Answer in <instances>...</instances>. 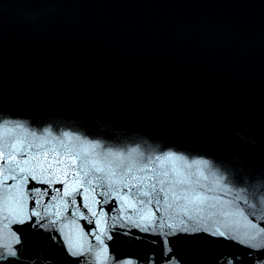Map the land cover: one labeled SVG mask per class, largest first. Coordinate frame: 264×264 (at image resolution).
<instances>
[{"label": "water", "instance_id": "95a60500", "mask_svg": "<svg viewBox=\"0 0 264 264\" xmlns=\"http://www.w3.org/2000/svg\"><path fill=\"white\" fill-rule=\"evenodd\" d=\"M4 127L14 134L9 143L43 142L60 153L61 143L77 151L81 142L99 144L96 157L135 149L137 167L168 152L188 163L209 160L230 189L215 195L248 193L253 207L240 206L264 226V0H0V147ZM48 155L62 160L49 178L75 176L80 161ZM62 187L53 183L49 195ZM100 207L119 219L118 201ZM80 224L85 232L95 227ZM16 228L21 264L86 260L69 255L49 231ZM110 234V256L169 264L160 235L119 224ZM168 239L172 264H264V249L225 238ZM87 264H98L94 254Z\"/></svg>", "mask_w": 264, "mask_h": 264}, {"label": "snow or ice", "instance_id": "6c2138e0", "mask_svg": "<svg viewBox=\"0 0 264 264\" xmlns=\"http://www.w3.org/2000/svg\"><path fill=\"white\" fill-rule=\"evenodd\" d=\"M13 135L12 129L4 127L0 147L3 160L0 164V262L21 264L18 253L24 243L18 235L21 229L14 230L13 225H28L51 232L50 238L60 243L69 255L86 256L84 264L93 259V254L98 264H134L133 259L120 260L109 255L106 241L112 239L110 230L118 224L160 235L169 264L174 258L167 255L172 251L168 238L179 234H203L235 241L250 249H264V226L253 222L254 215L249 219L252 213L246 215L240 206L253 207L246 198L248 193L241 196L237 192L232 200L215 195L216 192L228 195L230 189L222 186L223 177L216 179L209 160L188 163L184 157L168 152L137 167L135 149L127 156L105 152L96 157L99 144L81 142L84 146L77 151L61 143L64 151L60 153L56 147L44 150L43 142L34 144L18 139L9 143ZM41 150H44L43 159L40 158ZM49 152L67 156L73 165L80 161L72 169L75 176L68 175L67 182L49 178L55 166L62 163V160L53 163ZM90 154L93 158H86ZM125 161L129 163L125 165ZM205 170L209 171V176L205 175ZM29 180L49 187L29 189ZM53 183L63 185L55 189V196L49 195ZM77 195L81 197L80 203H77ZM109 199L119 202L118 220L108 217L100 207ZM82 220L95 227L85 232L80 224ZM260 223L264 225V221ZM223 264H232V261L225 259Z\"/></svg>", "mask_w": 264, "mask_h": 264}]
</instances>
